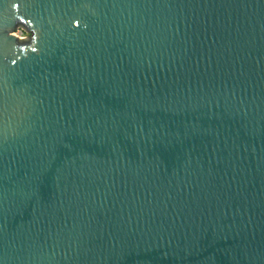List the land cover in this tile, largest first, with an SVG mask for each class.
<instances>
[{
	"label": "water",
	"instance_id": "1",
	"mask_svg": "<svg viewBox=\"0 0 264 264\" xmlns=\"http://www.w3.org/2000/svg\"><path fill=\"white\" fill-rule=\"evenodd\" d=\"M0 264H264V0H0Z\"/></svg>",
	"mask_w": 264,
	"mask_h": 264
},
{
	"label": "built area",
	"instance_id": "2",
	"mask_svg": "<svg viewBox=\"0 0 264 264\" xmlns=\"http://www.w3.org/2000/svg\"><path fill=\"white\" fill-rule=\"evenodd\" d=\"M15 34L21 39H27L30 37V33L25 28H18Z\"/></svg>",
	"mask_w": 264,
	"mask_h": 264
}]
</instances>
